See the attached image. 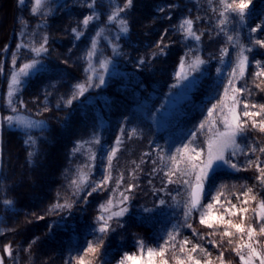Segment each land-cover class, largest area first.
<instances>
[{
    "label": "trees",
    "instance_id": "trees-1",
    "mask_svg": "<svg viewBox=\"0 0 264 264\" xmlns=\"http://www.w3.org/2000/svg\"><path fill=\"white\" fill-rule=\"evenodd\" d=\"M31 2L25 0L24 4H20L19 0H0V63L2 58L5 63L0 79L1 102L9 77L7 63L19 41H22V35L24 37L37 30L48 37V52L42 57L46 66L27 80L13 103L18 112L45 122L43 129L30 132L35 144L26 143L29 139L19 130L5 125L1 129L0 257L4 258L5 264H65L71 256L77 255V249L84 245L85 239H93L89 229L101 214L100 206L109 200L112 193L110 180L103 189L87 195L93 186L103 180L104 161L100 159L104 150L102 146L98 150L94 174L82 186V190L73 196L76 189L71 181H79L82 168L81 160L73 152L76 141L88 132L97 119H102L106 123L103 129L106 139L103 142L111 146L126 120L133 122L139 118L140 109L155 106L163 99L174 81V73L181 58L193 46V42L198 44L199 57L206 63L197 74L190 97L172 114L163 130L156 135L153 131L144 133L141 138L132 140V156L138 163L146 158L144 153L154 136L160 142L168 140L171 144L196 131V139L202 140L205 133L198 130L199 125L205 121L207 109L212 107L210 103L218 104L220 100L217 95L220 87L217 70L221 49L227 47L230 57L235 47L227 42L225 34L217 27L219 12L222 10L219 0H133V6L123 12L130 30L115 42L119 55L113 59L121 75L110 77L103 87L89 89L84 96L66 107L65 101L71 98L73 86L86 79L84 57L91 36L99 26L109 29L105 21L110 5L105 0L97 1V20L84 29L81 21L91 10L81 0H62L47 15H33ZM116 2L123 7L125 0ZM262 4L264 0L254 1V11L258 8L264 10ZM160 8L164 11H159ZM185 18L193 20V30L197 34L202 33L200 41L186 39L178 30ZM41 23V27H37ZM73 28L84 34L76 39ZM225 31L233 36L238 34L240 43L245 41L243 27H239L235 20L230 21ZM162 35L164 39L161 47L168 45L163 55L159 54L157 48ZM100 48L102 52L110 54L105 44H101ZM21 51L18 65L31 58L28 51ZM153 53L157 55L153 57ZM141 59L145 61L142 65L138 64ZM254 74L251 67H248L242 79L243 87L251 90V95L243 93L250 106L249 111H259V108H251L252 104H264V77L255 78ZM255 84H260V88H256ZM90 98L92 103L88 102ZM9 109L2 102V116L10 114ZM254 119L260 121L264 119V114ZM247 127L251 128L250 122ZM246 136L264 144V133L258 130H250ZM29 152L34 155L30 157ZM129 157L120 156L118 159L124 163ZM243 174L237 171L231 175L228 179L233 184L231 189H238L236 183L243 178ZM176 177L172 176L171 179ZM168 179L166 175L161 176L160 172L153 177V168L146 161L133 178L124 176L123 188L129 184L135 187L131 193H127L131 198L127 203L129 211L121 218L123 227L117 226L114 220L112 224L115 231L106 237L105 245L96 254V259L89 254L85 260L100 264L101 259H105L102 255L105 252L123 251L141 240L155 245L162 244L161 237L166 238L168 232L178 231L176 248L169 249L164 256L168 264H177L176 258L181 260L183 256L179 251V241L185 230L179 227L178 230L171 229L169 223L179 221L180 211L178 214L175 209H169L174 216L171 218L165 213L164 206L153 208L160 195L159 188L167 192L165 198L171 206L172 196L168 195L171 188L168 186H173L169 184L164 187ZM4 200L13 201V205L6 206ZM58 200L60 203L65 200L75 203L70 212L65 210L59 214H49L47 210ZM259 200H264V194ZM38 216H44L45 219L37 220ZM188 223L199 236L207 235L215 241L220 251L224 252L225 263H239V256L232 249L240 240H245L247 232L240 234L229 230L233 235L223 237L222 240V228H208L200 224L195 215L189 218ZM242 223L246 229L249 225L256 229L253 240L258 241L256 245L264 250V234L259 232L252 216L249 215ZM49 225H52L51 232ZM229 239L232 240L231 245L227 243ZM9 244L12 248L11 256L3 251L4 245ZM160 259L157 258V264Z\"/></svg>",
    "mask_w": 264,
    "mask_h": 264
},
{
    "label": "snow or ice",
    "instance_id": "snow-or-ice-1",
    "mask_svg": "<svg viewBox=\"0 0 264 264\" xmlns=\"http://www.w3.org/2000/svg\"><path fill=\"white\" fill-rule=\"evenodd\" d=\"M25 0H19L20 4H24ZM97 4V0H92L91 3L87 5L89 9H94ZM219 4L222 7V10L219 12V20L217 27L220 29V32L224 33L226 36V40L229 44H232L233 47L238 48L236 60H235V67H233L232 72L230 73V78L228 79L227 85L224 87V98L218 101V104H213L211 108L207 109V117L205 121L201 122L199 125V131L208 133V138L205 141L206 144V155L205 149L200 148L198 150L195 140L197 138V132L193 131L189 133L191 136V140L188 141L186 144H182L180 148L175 150V154H172L168 157V160L171 164L169 172L165 173L166 176L169 177L168 183H174L171 179L172 176H177L179 181L186 185L189 189L188 192V199L185 202V221L191 216L193 211L198 209L206 208L208 211H201L200 212V224L205 225L208 228L214 227V222L222 225L224 227V231L222 233L221 239L223 237H231L233 233L229 231V229H235L237 233L244 234L247 232L248 240L250 241L247 244H238L232 250L239 256L240 261L242 264H255V261L258 260L259 264H264V253L257 251V248L253 246V236L256 229L252 226H248L247 229L241 224H235L232 222L231 219H225V215H219L217 217L212 216V209L214 207L213 203H208L207 205H202L201 200L204 194L207 191V185L211 182L213 173L219 167L226 166L231 170L239 171L238 165L234 163L231 157L236 156L237 151H243L238 144V138L245 137L246 133L250 130H258L261 133H264V119L257 121L254 117L261 116L264 114V104L256 105L252 104L251 108L256 109L259 108V111H249V104L246 101H241L237 98L238 93L247 92L248 95H251V90L244 88V87H237L236 81L239 79H243L245 76L247 64L249 62V56L246 53L253 52V46H258L261 49H264V39L257 38L256 36L249 35V45H244L239 42L238 34L237 36H233L228 34L225 29L226 26L230 23V21L235 20L239 27H244L248 18L254 15V5L253 0H219ZM47 6V0H33V7L31 8V12L33 15L36 14H43L47 15V12H43L42 10ZM133 6V0H125L123 7L114 8L111 14L108 15V21L116 22L120 32L126 34L129 29V24L126 18L121 17V13L125 12L126 10L130 9ZM171 7V5H169ZM48 11H51L49 8ZM159 11L163 12L164 9L160 8ZM215 11V9H213ZM95 19H97L96 13L92 12V14L85 15L83 20L81 21L83 27L86 29ZM179 31L182 32L183 36L186 39H191L194 41H200L201 34H197L193 30V20L189 18H185L179 25ZM249 33H264V19H261L260 23H256L254 27L249 26ZM72 32L75 34V38L79 39L84 33L83 31H78L76 28L72 29ZM167 34V29H165L164 35ZM97 36L100 35L99 32L96 33ZM119 39V37H116ZM164 36H161L160 41L157 43V48L159 49V54L163 55L166 54L164 49L168 47V45H163ZM48 43V37L44 36L42 41L40 42L39 46L28 45L30 51L35 54V57H40L42 53H47L48 48L46 47ZM18 49L24 47V45L17 44L16 46ZM97 48V41L93 39L91 41V49L86 53V59L91 61L93 57L97 55L96 52ZM113 54L119 55V49L117 46L113 45ZM157 53H153V57H155ZM228 55V48L221 49V62H223V58ZM13 65L16 64L15 53H13ZM99 66L102 69H107V65L110 63L109 60H101L98 61ZM258 68L261 70L257 71L254 74L255 78L264 77V66L261 65V61L256 60L254 61ZM145 61L143 59L138 61V64H144ZM206 61L201 59L199 56H195L191 59V61H186L184 57L181 58L179 63V71L175 74L177 80L184 81L188 80V72L185 71L188 68L190 71H198L200 66L205 64ZM40 64V60L33 58L29 63L23 64L22 67L19 68L18 71H14L11 74L10 82L8 84V106L11 108L13 113L17 112V108L13 106L12 97L15 93L19 90V86L23 84V78H27L31 75L33 71H36L38 65ZM3 71V68L0 67V72ZM85 73H92L94 72V68L91 62L87 68L84 69ZM219 72V69L217 70ZM195 77L193 78V80ZM98 81V82H96ZM105 79L103 75H96L95 77L91 74L86 76V79L83 83H77L73 86V92L71 94V98L65 101V106H71L73 101L78 100L81 96L91 88H99L105 84ZM173 87H177V85H173ZM256 88H260V84H255ZM264 90V89H262ZM229 92L232 93L229 96ZM230 100L231 104L229 105L226 101ZM23 102L21 101V104ZM243 103V111L238 112L237 108L238 105ZM59 107V105H58ZM219 107V114L216 118H214V113H216L217 108ZM226 110V111H225ZM241 116L247 117L249 119L242 120ZM4 121L8 123L9 126L15 124L16 126H21V121L12 116L4 117ZM219 125H222L223 130H220ZM251 124V128L249 129L247 126ZM45 125L43 121L35 122V126H40L42 129ZM28 127H33L34 124L29 122L27 125ZM123 133V130H122ZM137 135V130L133 128L131 130V136ZM94 142L99 143L98 140ZM26 143L35 144V141L29 136V140ZM88 142H80L74 148L73 152H79L83 147L84 144ZM117 145L121 143L120 137H117L116 141ZM231 149V151H229ZM118 147H114L111 150V153L108 155V162L109 168H111V163L113 158L118 151ZM249 151L255 153L257 151V147H249ZM260 153H264V146H260L258 148ZM33 152H29V156H33ZM204 156V159L201 157ZM89 159H94L93 156H89ZM255 164L256 170L259 172V175L256 177V180L261 186H264V167L260 166L259 158L256 161L249 160L248 167H252ZM183 165V166H181ZM83 171L80 172V180H72L71 184L75 186L76 191L73 192V196L77 194L80 190H82V186L86 185V180L83 179ZM184 177H191L193 179H184ZM112 179L111 173L109 172L108 175L104 177V179L99 183L96 184L91 188V191L87 193L88 196L92 195V192L97 191L98 189H103L104 186ZM123 181V176L121 175L120 178L117 180V187H119L120 183ZM134 184H129L124 192L120 193L121 199L119 200V207L118 210H113L116 208L117 205L113 204V200L110 198L106 204H102L100 206L101 214L95 218L94 226L89 229L90 234L93 236L92 240L85 239L84 245L77 249V255L71 256L70 259L65 261V264H92V260L86 261L85 256L92 254L93 259H96V254L100 252V250L105 245L106 237L109 235L111 231H115L112 222L115 220L116 225L119 227H123L121 223V218H123L129 211L127 207V203L130 200V195L125 193H131L134 189ZM224 186H221L223 188ZM253 190L252 188H248L243 195L245 197L248 196ZM220 195H223V192L212 197V200L215 203H220ZM239 200V197H237ZM252 200L256 199V196L253 195L251 197ZM247 199L242 201V203H247ZM6 206H12L13 201L11 200H4L3 202ZM74 201L69 202L65 200L63 203H60L59 200L52 204L49 209L47 210L49 214H59L65 210H70L74 206ZM161 204H164L165 201L161 200ZM230 207L225 208L224 212L228 215H236L237 212L243 213L246 212L247 209H237L236 204H232L231 201H228ZM260 212L256 214L257 219L259 221H264V200H261L258 205ZM147 211V210H146ZM45 219L44 216H38L37 220ZM243 220V216H241ZM186 226L192 229V225L190 223H186ZM52 225H49V231L51 232ZM259 232L264 234V223L259 225ZM193 236L198 235L195 229H192ZM215 234V233H212ZM179 235L178 231L176 232H168L166 234V238L161 237L163 239L162 244H157L155 247H147L145 248L144 242L138 241L137 247L140 250L141 256L131 255L128 253H124L120 259L117 261V264H140L143 255H147V261L145 264H157V262L153 259L154 257H160L158 264H168L167 259H164L165 253L169 249H175L177 245V236ZM203 239V237H201ZM241 239H243V235H241ZM191 241L188 239H183L179 241V251L181 253H186L187 260L190 264H201L200 259H195L192 253H196L199 249L200 253H203L206 257H210L211 254L206 252V250L199 244H194L190 250L186 251V245L190 244ZM214 246H216L215 241L211 242ZM229 245L232 244V240L229 239L227 241ZM256 243H259L256 241ZM247 249V254H243L242 249ZM3 251L8 255H12V248L11 245H4ZM103 256H106L107 253H103ZM175 258V257H174ZM177 259V264H184L183 260ZM220 264H225L224 260V252H220L219 256L217 257ZM0 264H5L4 258L0 257ZM100 264H108L106 259H101ZM204 264H212L211 259H206Z\"/></svg>",
    "mask_w": 264,
    "mask_h": 264
},
{
    "label": "rangeland",
    "instance_id": "rangeland-1",
    "mask_svg": "<svg viewBox=\"0 0 264 264\" xmlns=\"http://www.w3.org/2000/svg\"><path fill=\"white\" fill-rule=\"evenodd\" d=\"M61 1L62 0H47V6L42 11L47 12V13L53 12L55 9V6L57 4H60ZM97 1H103V0H97ZM254 1H256V0H253V2ZM81 2H83V4H85L87 6L89 3L92 2V0H81ZM105 2L110 5V12L108 13V15L111 14V12L113 11L114 8L121 7L116 2V0H105ZM31 4L33 7V0L31 2ZM49 8L51 9V11H48ZM261 8H264V4H262ZM90 10H91L90 14H92V12L97 13L96 8L90 9ZM108 15H107V18L105 21V25L108 26L109 29H107L104 26L103 27L99 26L96 29V32L91 36V41L93 39H95L97 41V48H96L97 55L95 57H93L91 61L86 59V53L91 49V41H90L89 48H88L87 52L85 53V57H84L85 62H86L85 68L88 67L89 62L92 63L93 68H94V72L86 73V76L89 74L93 75L94 77L96 75H103L104 79L106 81L105 84L107 83V81L110 77L119 76L122 73L121 71H119L116 68V63L113 59V57L117 56V55L113 54V45L118 47V45L115 44V42L118 41V39L116 37L121 38L124 35V33L120 32L119 27H118L116 22L110 23L108 21ZM120 15H121V17H123V12ZM261 19H264V10H260L258 8L257 10L254 11V15L252 17L248 18L246 25L243 27L245 41L241 42L242 44H244L246 46L249 45V39H248L249 35H253V36H256L257 38L264 39V33L250 34L249 30H248L249 26L254 27L256 23L261 22ZM96 20L97 19H95L92 23H95ZM41 25H42V23L38 24L37 27H41ZM97 32L100 33L99 36L96 35ZM44 36H45V34H40V33H38L37 30H34L31 33H27V35L25 34L24 37L22 35L23 39H22V41H19L18 44L24 45V47H21L19 49L16 47V49L14 50L15 59H16L15 66L12 63L13 58H14L13 53H12L11 58L7 63L9 66L8 67L9 68V77H8V81H7V89L5 91V95H4V98L2 101L3 104L6 105V107L10 108L8 106V103H7V100H8L7 93H8V84L10 82L12 72L18 71L19 68L23 66V64L29 63L33 58L40 60V64L38 65V68L36 71H33L31 73V75L27 78L21 77V79H23L24 82L21 86H19V90L12 97V100L14 103L16 100V96L19 94V92L21 91L22 87L25 85L27 80L30 77L34 76L37 72L41 71L43 69V67L46 66L42 60V57L46 53H42L40 57H35V54L32 53L30 51V48L28 47V45H34V46L38 47ZM101 44H105L107 46V48H109L110 54H107L106 52H102V49L100 48ZM253 48H254L253 52L246 53V55L249 56V62L247 64L246 70L248 69V67H251V69L254 71V73H256L257 71L261 70V68H258L254 61L259 60V61H261V65L264 66V49H261L258 46H253ZM21 49L28 51L29 56H31V58L26 60V61H21L18 65L17 60L22 54ZM237 52H238V48H235L232 56L229 57L227 55L223 58V62L220 61L219 72H218L220 87L217 91V95L219 96L220 100L224 98V87L228 83V79L230 78V73L232 72L233 67H235V60H236ZM199 54H200V52L198 51V44L193 42V46L191 48H189L188 51H186V54L183 57L185 58L186 61L190 62L192 58H194L195 56H199ZM23 55H26V54L23 53ZM2 59H1L2 62L0 63V67L3 68V71L0 72V79H1V76L3 75L4 64H5L4 60H2ZM105 59L110 61V63L107 65L106 70L100 68L99 62H98V61L105 60ZM201 67H202V65L200 66V68ZM178 71H179V65L177 66V69L174 73V81L170 85V88H169L168 92L165 94V96L163 97V99L155 106H152V107L149 106L148 109H145V108L140 109V111H139L140 114H138L139 118L138 117L135 118L133 122H131L130 120H126L125 123L121 126L120 131H119L118 135H116L111 146H107L103 142L106 139V136H104V134H103V129L106 126V123L102 119H97L96 123L88 130V132L80 140L76 141L75 146L80 142H88V143L84 144V147L79 152L74 153L76 155V157L78 156V158L81 160V164H82L81 170L84 173L83 179L86 181L89 179V177L92 174H94V169L96 167V160H97V156H98V150L100 147L103 146L104 150H103L102 155L100 156V159H102L104 161V165L102 167V175H103V179H104V177L106 175H108V173L110 172L111 177H113L111 179L112 193H111L110 198L113 200V204L117 205V207L113 208V210H118V207L120 206L119 200L121 199L120 193L124 192V190L126 189V188H123L124 187L123 186L124 180L120 183L119 187H117V180L120 178L121 175L123 176V179H124V176L129 177V178H133L135 176V174L140 171L142 164L146 161V164H148L150 167L153 168V177H156V175L159 172H160L161 176H163V175H165V173L169 172L170 167H171V164L168 160V157L172 154H175V150L177 148H180L182 146V144H186V143H188L189 140H191V136L186 134V136L183 137L182 139H180L179 141L170 144L169 142H167L168 140L160 142L158 140V138L154 136L148 142V145H149L148 149L144 153L146 158L144 157L143 160L140 163H138V162H136V159L132 156L133 155L132 151L134 149L132 140H136L137 138H141L144 133H148V132L153 131L154 135H156V133L163 130L165 128V126L167 125V121L172 116V114L177 110V108L187 98L190 97V95L194 89V85L196 84L197 74H198V72H200V69L198 71H190L188 68H186L185 71L188 72L189 79L184 80V81L177 80L175 74ZM194 77H195V79L193 80ZM96 82H98V81H96ZM105 84L102 85V87L105 86ZM174 84L177 85V87H173ZM236 86L237 87H243V80L242 79L237 80ZM94 89H98V88H94ZM231 95H232V93L229 92V96H231ZM237 98L241 101H246V98L243 95V93H238ZM2 102L0 99V105H2ZM88 102L92 103L91 98L88 99ZM213 103L211 102L210 104L213 105ZM226 103H228L230 105L231 101L228 100V101H226ZM9 111L11 113L4 115V116H2V114L0 113V144H1L2 125H5L10 129L21 131L22 133H24L27 136V139H29L31 131H37V130L41 129L40 126H35V122L40 121V120H37V119L31 117L30 115H27L25 113H21L18 111L13 113L11 111V108L9 109ZM219 111L220 110L218 107L216 113H214V118H216L218 116ZM237 111L238 112L243 111V103L238 105ZM9 115H12V116L18 118L21 121V126L18 127L15 124H13L12 126H9L8 123H6L4 121V117L9 116ZM241 119L244 120L243 116H241ZM29 122H32L34 124V126L28 127L27 125L29 124ZM218 127H220V130H223L222 125H219V121H218ZM133 128H135L137 130V135L131 136V138H130L131 130ZM122 130H123V133H122ZM204 133H205V135L202 136L203 139L202 140L196 139L195 144H196L198 150L200 148H204L205 149V155H206L205 141L208 138V133H207V131H205ZM117 137H120V140H121V143L119 145H117V143H116ZM95 140H98L99 143L94 142ZM163 140H164V138H163ZM237 142L240 145V148L243 149V151H237L236 156L231 157V159L234 163H236L238 165V168L240 169L239 171L244 173L243 178L240 179L239 181H237V183H236V186H239L238 189L237 190L231 189L233 184L228 182V179L231 177V175L236 173L237 171L231 170V169L227 168L226 166L219 167L213 173L212 180L207 185V191H206V194H204L202 197L201 204L207 205L208 203H213L214 207L211 210L213 217H217V216L223 214V215H225L226 220L231 219L232 222L235 224H241L250 215V216H252L255 223L257 224V227L259 228V225L261 223H264V221H259L257 219L256 214L260 212V209L258 207L259 202H260L259 198H261L262 195L264 194V186H261L258 183V181L256 180V177L259 175V172L256 170L255 164H253L252 167H248V161L249 160L256 161L257 158H259L260 166L264 167V153H260L258 151V148L260 146H264V144H262L256 138L249 137L246 135L243 138H238ZM128 145L130 147H128ZM250 146L257 147V151L255 153H252L251 151H249ZM114 147H118L119 150L116 152V155L112 160L111 168H109L108 155L111 153V150ZM229 151H231V149ZM128 155L130 157L124 163H122L121 160L118 159L120 156L126 157ZM89 156H93L94 159H89ZM149 157H150V159H148ZM204 158H205L204 156L201 157V159H204ZM181 166H183V165H181ZM80 178L81 177L79 176V180H80ZM184 179H193V178L184 177ZM172 180L176 181V182L164 184V187H166L169 184H172V186H173V187H171V185L168 186L169 188H171V191L168 192V195L172 196L171 202H170L171 206H169V203H167L168 200L165 198V196H166L165 193H167V192H165L164 190L159 188L160 195L158 197L160 199L158 198V200L156 201L153 208L159 209V208L164 206L165 213H168V215L171 216V218L174 216H173V213L171 212V210H169V209H175L176 212L178 211V214L180 211L179 221L177 223H172V224L169 223V225L171 226V229L175 228V230H178V227H179V228H181V230H185L182 233V240L188 239L191 241L190 244L186 245V251L190 250L194 244H199L206 250V252L210 253L211 256L206 257L203 253H200L199 249H198L196 253H192V255L195 259H200L201 264H204V261L206 259H211L212 264H220L217 257L219 256V253L221 251L217 245L214 246L211 243L213 240L207 235L206 236H199V235L193 236L192 230L187 229L188 227L186 226V223H188L189 218H191L192 216L195 215V217L197 218V221L199 222L200 212L201 211L207 212L208 210L206 208H202V209H198L196 211H193L191 216L187 219V221H185L186 209H185L184 205L188 199L189 189L186 185L182 184L177 177L172 179ZM221 186H224V187L221 188ZM248 188H252L253 191L251 193H249L247 197H245L243 195V193ZM220 191L223 192V195H220V203H215L212 200V197L217 196L220 193ZM125 194H127V193H125ZM253 195L256 196L255 200L251 199V197ZM237 197H239V200L237 199ZM246 199L248 202L242 203V201H244ZM161 200H164L165 203L161 204L160 203ZM228 201H231L232 204H236L237 209H245L246 208L247 211L243 212V213L237 212L236 215L226 214L224 212V209L230 207ZM241 216H243V220L241 219ZM180 224H181V226H180ZM218 228H222L224 230V227L222 225H219L218 223L214 222V227L212 229H218ZM229 230L235 231V229H229ZM201 237H203V239H201ZM249 242L250 241L248 240V236H246L245 240H243V241L240 240L238 244H247ZM252 243H253V246L257 248V251L264 253V250H262V248H260L258 245H256L257 244L256 240H253ZM144 244H145V248L156 246L154 243L144 242ZM247 251L248 250L246 248L242 249V252L245 255L247 254ZM124 253L136 255V256H141L140 250L137 247V242H136L134 244H131L127 248H125L123 251H118V252H114V251L111 252L110 251V252H108L107 255L105 256V259L108 261V264H117V261L120 259V257ZM157 258L158 257H154L153 259L157 262ZM181 260L184 261V264H190V262H188V260H187L186 253H183ZM146 261H147V255H146V251H145V254L143 255V258H142L140 264H145ZM225 264H227V263H225ZM238 264H242L240 259H239ZM255 264H259V261L256 260Z\"/></svg>",
    "mask_w": 264,
    "mask_h": 264
}]
</instances>
